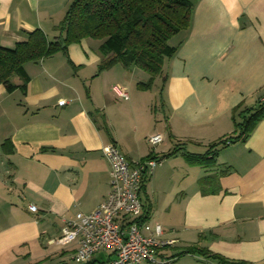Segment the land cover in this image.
<instances>
[{"label":"crops","instance_id":"crops-1","mask_svg":"<svg viewBox=\"0 0 264 264\" xmlns=\"http://www.w3.org/2000/svg\"><path fill=\"white\" fill-rule=\"evenodd\" d=\"M73 1L0 0V45L12 48L37 29L56 40ZM191 1V26L150 86L151 74L136 65L102 70L94 38L26 63V92L0 85V264H76L78 243L58 239L65 218L107 197L111 142L131 164L161 161L141 192L146 219L177 240L159 258L264 264V117L245 140L215 147V158L190 166L186 154L238 134V112L264 101V0ZM157 133L164 140L148 142ZM208 175L217 176L215 190L201 186Z\"/></svg>","mask_w":264,"mask_h":264},{"label":"trees","instance_id":"trees-1","mask_svg":"<svg viewBox=\"0 0 264 264\" xmlns=\"http://www.w3.org/2000/svg\"><path fill=\"white\" fill-rule=\"evenodd\" d=\"M193 9L191 0H74L56 40H49L42 30L37 29L26 41L12 48L0 45V85L7 92L18 88L26 92L30 81L26 63L39 61L60 49L66 50L69 44L84 38H94L102 40V70L117 63L125 67L136 65L151 74L150 86L154 77L161 73L165 59L174 56L183 42V39L177 44L169 41L190 28ZM16 76L21 78L20 84L13 81ZM238 113L242 115L237 122L238 134L213 143L203 155L186 153L188 158L206 161L208 156L215 158L217 155L219 149L215 147L223 148L245 140L264 117V101L255 108H245ZM178 151L179 148L175 147L165 157ZM200 183L203 188L210 186L209 190H215L217 176H205Z\"/></svg>","mask_w":264,"mask_h":264},{"label":"built area","instance_id":"built-area-1","mask_svg":"<svg viewBox=\"0 0 264 264\" xmlns=\"http://www.w3.org/2000/svg\"><path fill=\"white\" fill-rule=\"evenodd\" d=\"M127 97V93H121ZM66 100L59 104L65 105ZM162 134H153L148 142L157 145ZM110 163V188L107 197L91 213L79 212L65 218L58 244L77 242L73 259L86 264L95 255L109 251L107 258L96 264H168L172 259L159 258L161 250L173 246L177 240L164 237L160 223L146 219L141 192L149 176L161 161L155 157L131 164L118 145L111 142L104 149ZM32 210H37L31 205Z\"/></svg>","mask_w":264,"mask_h":264},{"label":"rangeland","instance_id":"rangeland-1","mask_svg":"<svg viewBox=\"0 0 264 264\" xmlns=\"http://www.w3.org/2000/svg\"><path fill=\"white\" fill-rule=\"evenodd\" d=\"M180 40V37H178V36H175V37H173L169 42L171 43V44H177V42ZM191 144V143H190ZM172 156V155H171ZM193 161H196V160H191V159H189L188 158V163H190V166H192V164H195V163H193ZM191 169V168H190ZM198 175V171H193V174L191 175V180L195 177V176H197ZM198 183H199V180H198Z\"/></svg>","mask_w":264,"mask_h":264},{"label":"water","instance_id":"water-1","mask_svg":"<svg viewBox=\"0 0 264 264\" xmlns=\"http://www.w3.org/2000/svg\"><path fill=\"white\" fill-rule=\"evenodd\" d=\"M62 45H64V43H62Z\"/></svg>","mask_w":264,"mask_h":264}]
</instances>
